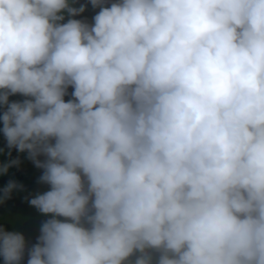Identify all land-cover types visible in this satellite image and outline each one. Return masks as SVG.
I'll return each instance as SVG.
<instances>
[{
	"label": "clouds",
	"instance_id": "obj_1",
	"mask_svg": "<svg viewBox=\"0 0 264 264\" xmlns=\"http://www.w3.org/2000/svg\"><path fill=\"white\" fill-rule=\"evenodd\" d=\"M0 108L4 264H264V0H0Z\"/></svg>",
	"mask_w": 264,
	"mask_h": 264
},
{
	"label": "rangeland",
	"instance_id": "obj_2",
	"mask_svg": "<svg viewBox=\"0 0 264 264\" xmlns=\"http://www.w3.org/2000/svg\"><path fill=\"white\" fill-rule=\"evenodd\" d=\"M96 10H93L89 6V10L84 14L89 19L95 14ZM13 97V98H12ZM13 100H21L22 96H12ZM24 165L20 167H12L9 169L7 174H0V177L13 178L16 182L23 185L22 190H15L12 195L14 199L19 202H14L8 199L4 203H0V222L8 223L10 230H18L23 232L26 240L29 242H36V237L39 235V227L41 221L46 217L39 213L37 209L28 203L26 197L36 193L37 191H43L40 183H38V177L41 174L40 169L36 168L35 165L27 159L26 153H21ZM9 158L2 152H0V163H4ZM0 264H4L3 258L0 257ZM27 256H25L24 264H26Z\"/></svg>",
	"mask_w": 264,
	"mask_h": 264
},
{
	"label": "trees",
	"instance_id": "obj_3",
	"mask_svg": "<svg viewBox=\"0 0 264 264\" xmlns=\"http://www.w3.org/2000/svg\"><path fill=\"white\" fill-rule=\"evenodd\" d=\"M90 19H91V17H90ZM69 91H71V89H69ZM13 98V97H12ZM11 98V100H13ZM69 97H66V99H68ZM2 111H3V109L2 108H0V114H2ZM0 128H2V122H0ZM5 143H6V141H5V139H4V136H3V133L2 132H0V148H4L5 147ZM6 155V154H5ZM7 156V155H6ZM17 156H19L20 157V160H21V163H20V167H22L23 165H24V160H23V157H22V155H21V153H19V152H17L16 150H12V157L13 158H15V157H17ZM8 157V156H7ZM9 158V157H8ZM9 180H14L13 178H5V177H0V195H2V189L4 188V186L8 183V181ZM41 185V187L44 189V190H46L47 189V185H42V184H40ZM15 197L12 195L11 196V198H10V200H13L14 202H19V200H17V199H14ZM0 225H2V226H4V227H6L8 230H10V225L8 224V223H1L0 222ZM30 243H34V242H30ZM1 259V258H0Z\"/></svg>",
	"mask_w": 264,
	"mask_h": 264
}]
</instances>
